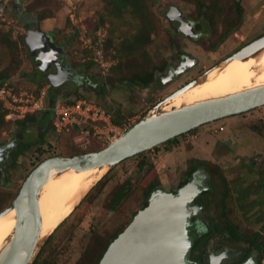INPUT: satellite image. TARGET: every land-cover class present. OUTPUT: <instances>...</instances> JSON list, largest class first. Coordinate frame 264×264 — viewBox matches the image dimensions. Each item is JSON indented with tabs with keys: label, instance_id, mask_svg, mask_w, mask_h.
Here are the masks:
<instances>
[{
	"label": "rangeland",
	"instance_id": "1",
	"mask_svg": "<svg viewBox=\"0 0 264 264\" xmlns=\"http://www.w3.org/2000/svg\"><path fill=\"white\" fill-rule=\"evenodd\" d=\"M203 2L200 11L198 0H144L143 13L152 20L153 29L151 41L137 46L134 39L140 31L142 17L132 14L130 8L119 9L114 0H0V77L8 75L17 89L33 91L51 85L42 78L45 73L34 62L26 40L29 30L39 27L63 44L69 63L86 80L83 85L69 82L56 86L52 89L56 99L62 102L77 97L95 99L116 115L120 112L126 116L127 124L133 125L175 90L223 63L242 36L249 38L264 30V0ZM238 2L242 17L233 32L220 39L226 27L224 21L239 19ZM173 7L181 8L187 19L196 22L203 32L198 40L175 30L170 21ZM101 36L104 53L112 64L119 60L122 64L126 62V66L166 63V70L157 71V80L143 87L120 81V74L111 67L104 72L98 64L90 66L93 50L87 47V37L96 45ZM185 53L196 58L197 63L167 81L169 65H179ZM258 59V64L247 69L234 85L235 92L264 85V55ZM194 98L196 90L163 106L162 110H172ZM6 120L0 127V146L9 143L13 146L0 170V212L45 158L74 156L78 151H96L110 144L94 136L86 144L80 132L58 133L44 122ZM202 165L213 170L217 182L209 216L225 221L221 207L224 198L225 211L241 233L261 232L264 237L263 105L204 124L180 135L175 143H162L112 168L95 167L78 174L82 181L91 184L90 193L55 231L39 240L33 262L39 259L38 264L42 261L87 264L94 260L104 243L118 235L144 206L152 193L147 190L151 182L172 188L185 177L187 168L190 171ZM217 168L227 177V188L220 183ZM120 190L123 192L117 199ZM219 239V233L215 234L214 241ZM227 244L240 248L245 245L242 241Z\"/></svg>",
	"mask_w": 264,
	"mask_h": 264
},
{
	"label": "water",
	"instance_id": "2",
	"mask_svg": "<svg viewBox=\"0 0 264 264\" xmlns=\"http://www.w3.org/2000/svg\"><path fill=\"white\" fill-rule=\"evenodd\" d=\"M178 32L190 35L192 24L184 11L173 7L170 18ZM41 28L29 30L27 42L33 59L55 86L68 80L69 70L58 60V51ZM264 50V35L251 41L202 76L195 78L158 102L156 107L131 125L125 133L106 147L74 156H50L42 160L26 177L17 196L0 212L5 215L16 209V226L0 251V264H32L41 237L39 198L45 183L55 174L68 169L86 170L109 165V168L141 152L150 150L169 139L192 129L231 115L241 114L264 105V85L220 97L209 98L172 110H162L163 104L180 92L202 82L210 71L223 67L234 58L246 59ZM197 63L186 54L179 65H172L166 75L172 81ZM13 144L0 146V166ZM205 188L197 175L177 192L163 188L154 190L148 204L134 215L130 223L112 240L97 264H195L190 253L195 243L189 229L190 217L198 210L193 199ZM242 264H257L251 255Z\"/></svg>",
	"mask_w": 264,
	"mask_h": 264
},
{
	"label": "flooded vegetation",
	"instance_id": "3",
	"mask_svg": "<svg viewBox=\"0 0 264 264\" xmlns=\"http://www.w3.org/2000/svg\"><path fill=\"white\" fill-rule=\"evenodd\" d=\"M189 21L192 24V27L190 28V31H189L190 35L187 37L193 40H198L202 36L203 32L199 29V26L196 24L195 21H192V20H189ZM224 32L225 30L224 31L222 30L221 34H224ZM231 32L233 31L228 32L226 35L230 34ZM180 33H183L185 35L184 32H180ZM46 34L50 37V40L46 39L48 47L50 48L51 44L53 43L54 45L55 43L54 48L58 51V54H59L58 60L62 62L65 65V67L70 71L68 75V80L63 85L69 82H73L76 85H81V84L83 85L86 82V80H84L85 76L84 74H81V72H79L76 68H74L69 63L63 44L58 42L52 34L47 33V32ZM263 35H264V30L261 32H258L257 34L249 38L248 36H244V37L242 36V40L238 43V46L234 49V51L231 54H228L226 58L238 52L248 43H250L251 41ZM186 54L188 53H185L184 55H182L180 59L182 60V58ZM172 65L173 64L169 65L168 69ZM162 76L163 74H161L160 78H162ZM10 152L11 150H9L7 157H9ZM3 164L4 162L1 164L0 170L2 169ZM217 169L218 171L219 170L221 171L220 168H217ZM188 170L189 169L187 168L186 171L188 173L185 175V177L182 180L176 183V186L167 189V186H165L164 184H161L158 186L157 189L163 188L168 191L177 192L179 188H181L187 182L192 180L195 175L198 176L202 187L205 188L191 202V205L197 206L198 210L196 213H193L190 217L191 223L189 225V229L195 240V243L190 253V260L195 264H242L251 255H255L257 259V264H264V256H263L264 237L261 236V232H254L253 234L249 235V236H254V234L259 233L257 238H255L254 240L253 239H249V240L240 239V238L235 237L233 234L229 233V231L227 230L225 226V223H223L220 220H214L215 218L213 216H209L208 212L210 210V207L212 206V200H213L212 195H214V192L217 187V182L215 180L213 170L212 169L210 170V168L207 167L206 165L197 166L190 171ZM220 171H219V174H220L219 181L224 187L227 188L228 186L227 177L223 174L222 171L220 173ZM222 200H223L221 201L222 215L224 216L225 220L226 219L230 220L228 214L225 211L226 204H224L225 203L224 198H222ZM230 221L237 228V230L240 231L238 225L233 220H230ZM216 222L217 223L220 222V225L218 227H216L215 225ZM223 228H226L227 231H224ZM217 232L220 235V239L219 241L215 242L214 235L218 234ZM240 241H242L245 244L241 248L239 246L231 247L227 244L229 242L239 244ZM249 248H251V250L250 252H247Z\"/></svg>",
	"mask_w": 264,
	"mask_h": 264
},
{
	"label": "bare ground",
	"instance_id": "4",
	"mask_svg": "<svg viewBox=\"0 0 264 264\" xmlns=\"http://www.w3.org/2000/svg\"><path fill=\"white\" fill-rule=\"evenodd\" d=\"M263 55L264 50L257 56L246 59L234 58L223 67H217L210 71L205 80L180 92L174 98L166 101L163 106L194 90H196V98L177 108L197 101L235 93L233 87L241 75L252 65H257L260 60L258 58ZM105 166L109 168V165ZM90 169L76 170L71 168L60 174L53 175L45 183L40 194V197H42L39 199L41 219L40 239L55 231L67 218H69L75 208H77V205L82 202L84 196L92 189L89 182H84L78 177V174L84 173ZM43 194L45 195L43 196ZM16 222L15 208L5 215L0 216V251L13 234Z\"/></svg>",
	"mask_w": 264,
	"mask_h": 264
},
{
	"label": "built area",
	"instance_id": "5",
	"mask_svg": "<svg viewBox=\"0 0 264 264\" xmlns=\"http://www.w3.org/2000/svg\"><path fill=\"white\" fill-rule=\"evenodd\" d=\"M101 35V30L99 31ZM87 47L93 50L91 59L108 70L113 64L104 53L102 36L95 45L92 38L87 37ZM50 84L37 90L17 89L14 82L7 79L0 82V101L6 110L8 120H19L29 113H36L48 108L54 113V126L58 132H80L85 143H90L94 136L100 140L112 142L132 124L119 125L113 121L112 111L103 104L88 98H79L71 102H57L52 105L49 98ZM224 129V127H220Z\"/></svg>",
	"mask_w": 264,
	"mask_h": 264
},
{
	"label": "trees",
	"instance_id": "6",
	"mask_svg": "<svg viewBox=\"0 0 264 264\" xmlns=\"http://www.w3.org/2000/svg\"><path fill=\"white\" fill-rule=\"evenodd\" d=\"M114 3L116 4V6L119 9L130 8L132 11V14H135L138 16L140 15L142 17L140 19V24H141L140 27L141 28H140V31L138 33H136L134 42H135V45H137V46H141V45L145 46L146 44H148L151 41V33H152V29H153V23H152L151 19L144 16V13H143L144 12L143 11L144 0H114ZM204 4L205 3L203 2V0H198V6H199L200 11H202V6ZM236 12L239 15V19L237 20V22H234L232 20L229 21L227 19L224 21V23L226 25L225 32H224V34L220 35V39H223L226 36V34L230 31H232L236 27V25L239 23L240 18L242 17V8H241L240 2L237 3ZM26 40H27V38H26ZM216 45L217 44H214V46H216ZM106 57H108V56L106 55ZM94 64H96V63L92 59H90L89 65L92 66ZM166 67H167L166 63L156 65V64H150L149 62H147V63L145 62V63L139 64V65L137 64L136 66H134V65L126 66V62L124 64H122V62H120V60H119L117 63H115L111 66V69L120 74L119 75L120 81H123V82L130 81L131 84H136V85H140L143 87H147V86H150L152 83H154L157 80V78H158L157 71L163 73L166 70ZM127 70H129L130 75H129V73H127ZM42 78L49 81V79H47V77L45 75ZM7 79H9L8 75H4V76L0 77V82H3ZM55 87L56 86L51 83L50 88H49V98L52 101V105L56 104L57 102H62V101L57 100L55 95L52 94V89ZM86 87H87V89H90V88H88V86H86ZM94 87L96 88V86H94ZM79 98H87V97H77L74 99H68L64 102L75 101ZM88 99L97 101V100L92 99V98H88ZM97 102H99V101H97ZM112 113H113V115H112L113 121L116 124H119V125L127 124L128 118L126 116H123L120 112L117 115L113 111H112ZM29 120L44 122L46 125H48V128H50V126H51V129H54L56 132H58L54 126V113H53V110L50 108L43 110V111H40V112H36V113H29L24 118H21L17 121L24 123V122H27ZM6 121H7L6 120V110L4 109V107L0 101V127H2L6 123ZM196 129L197 128L192 129L190 131H194ZM58 133H60V132H58ZM183 134H185V133H183ZM183 134H181V135H183ZM179 136H176L172 139H169L168 141H166L164 143L165 144L175 143V142H177ZM154 148H156V146ZM13 152H16V150ZM83 152H85V151H78L77 153H83ZM145 153H146V151L141 152L137 155L141 156ZM100 181H102V179ZM159 185H160V182L159 183L151 182L148 189H147L149 194L151 192H153L154 190H156ZM122 192H123L122 190H120L118 192V194L116 195L117 199L121 196ZM88 193H90V191ZM148 201H149V199L146 201L144 206H146L148 204ZM222 222L225 223V226H226L227 230L229 231V233L233 234L237 238L246 239V240H249V239L254 240L259 235V233H256V234H254V236H249V234L246 235V234L241 233L240 231L237 230V228L231 223V221L229 219H226L225 221H222ZM215 225H216V227H218L220 225V222L219 223L216 222ZM116 235L117 234L113 235L110 238V240L105 242L104 245L102 246L101 250L96 254L94 260L88 262L87 264H97L99 262V260L101 259L102 255L104 254V252L106 251V249L108 248L109 244L116 237ZM250 250H251V248H249L247 252H250ZM263 256H264V254H263ZM38 260L39 259L35 260L33 262V264H38L39 263ZM79 262H81V260ZM40 264H44V261H42Z\"/></svg>",
	"mask_w": 264,
	"mask_h": 264
}]
</instances>
